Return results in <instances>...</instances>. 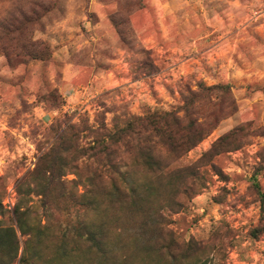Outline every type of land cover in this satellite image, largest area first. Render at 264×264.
Instances as JSON below:
<instances>
[{"label":"rangeland","instance_id":"obj_1","mask_svg":"<svg viewBox=\"0 0 264 264\" xmlns=\"http://www.w3.org/2000/svg\"><path fill=\"white\" fill-rule=\"evenodd\" d=\"M168 112L181 122L176 133L207 132L181 157L168 151ZM128 122L135 134L117 160L157 187L152 206L169 204L173 188L146 174L133 147H152L154 169L179 174V188L192 185L160 212L168 248L204 264H264V0H0L3 226L16 225L18 183L62 136L89 153L62 177L81 176L82 192L102 169L90 146ZM189 171L197 176L187 179ZM69 203L60 199L52 227L66 222ZM18 238L13 264L28 239Z\"/></svg>","mask_w":264,"mask_h":264},{"label":"trees","instance_id":"obj_2","mask_svg":"<svg viewBox=\"0 0 264 264\" xmlns=\"http://www.w3.org/2000/svg\"><path fill=\"white\" fill-rule=\"evenodd\" d=\"M29 45L33 50L38 49L33 43ZM132 125L128 122L112 132H104L96 139V145L90 146L92 156L102 164V169H92L86 180L88 187L82 192L76 187L82 183L81 176L78 181H62L69 167H78L77 161L89 155L87 148L74 144L73 134L62 136L56 149L39 159L36 168L18 183L19 201L13 211L15 227L3 226L0 219V264H13L18 257V233L28 237L20 260L22 264H126L129 256L125 254L138 258L143 264H204L196 256H187L181 248H168V233L162 228V209L178 207L177 194L180 191L187 193L192 185L179 188V174L173 176L164 168L154 169L159 162L150 154L152 147H133L139 150L146 174L159 176L173 188L169 204L165 201L158 211L152 206L154 198L159 197L153 182L139 178L136 172L121 169V161L117 160L118 147L135 134ZM180 126L179 118L168 112L167 145L175 157L189 152L207 135L196 125L183 128L181 134L176 133L175 127ZM104 129L100 128V132ZM196 176L194 171H189L186 178ZM26 182H30L29 185ZM257 188L263 213L264 193L259 186ZM32 195L39 198L33 200ZM64 198L70 201L66 209L67 220L54 228L52 215L58 209L60 199ZM38 210L45 217L44 223ZM40 245L52 249L50 257L41 255Z\"/></svg>","mask_w":264,"mask_h":264}]
</instances>
